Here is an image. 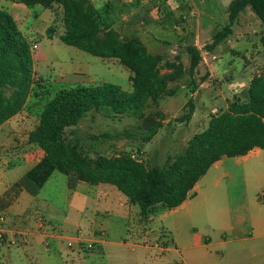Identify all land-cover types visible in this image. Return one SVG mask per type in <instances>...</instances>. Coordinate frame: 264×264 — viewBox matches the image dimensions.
Returning <instances> with one entry per match:
<instances>
[{
    "label": "rangeland",
    "instance_id": "1",
    "mask_svg": "<svg viewBox=\"0 0 264 264\" xmlns=\"http://www.w3.org/2000/svg\"><path fill=\"white\" fill-rule=\"evenodd\" d=\"M91 1L104 12L105 24L117 31L122 39L138 38L150 53L163 57L162 73L172 71L168 64H175L182 67V76L169 85L175 91L173 95L164 98L158 107L146 110L147 115L156 112L163 115V126L151 142L143 141L141 121L137 118L124 116L110 119L95 111L89 113L74 128L81 138V153L86 157L94 159L98 155L129 154L147 168H167L169 158L184 153L189 140L206 130L211 117L225 111L235 96L244 101L252 79L264 75V24L250 10L239 16L233 33L214 52L207 49L215 35L228 25L229 6L233 0ZM0 2V8L14 16L30 45L37 42L39 49L32 55L33 58L40 57L38 62L36 60L33 92L24 110L14 118L20 132L0 129L2 192L27 170L23 164H15L16 161L8 153L19 156L34 152L36 148L25 138L21 141V137H27L36 127L45 105L58 90L77 85L111 83L131 92L132 85L131 73L119 60L101 59L61 41L66 31L63 9L58 4L50 8L39 5L18 8L9 0ZM189 46H195L202 56L194 75L199 83L194 94L190 93L189 85ZM190 99L195 105L191 120L177 122L188 113L189 109L185 106ZM103 133H108L110 138L92 140V136ZM15 134L21 137H15ZM17 138L20 141L15 143ZM262 157H253L258 159V164L245 176L242 174L244 178L238 176L233 183L227 180L221 183V187H227L231 208L242 206L244 217L250 214L245 210L247 202L256 214L262 216L264 213V207L259 206L264 201ZM67 179V176L55 172L37 198L24 194L19 203L7 211L9 217H15L32 203L38 204L41 213L46 214L58 234L63 236L58 247H51L49 253L38 246L35 264H181L180 252L163 251L172 246V216L164 219L162 213L155 210L149 215L154 220L149 222V217L140 216L137 205L128 212L129 205H121L126 201L125 196L112 185H105L108 189L106 196L96 197L92 193L85 204L81 195L71 201ZM80 192L84 194L82 190ZM47 205L55 211L53 216L47 211ZM6 225V218L0 221V229L4 230ZM203 226L195 217L193 221L180 220V235L189 230H201ZM79 233L84 243L80 245L74 241L69 249L70 239ZM144 233L150 235L149 239H142ZM89 237L105 243L88 250ZM23 248L0 246V264H10L9 260L13 264H30V257ZM12 253L18 256L9 258Z\"/></svg>",
    "mask_w": 264,
    "mask_h": 264
},
{
    "label": "trees",
    "instance_id": "2",
    "mask_svg": "<svg viewBox=\"0 0 264 264\" xmlns=\"http://www.w3.org/2000/svg\"><path fill=\"white\" fill-rule=\"evenodd\" d=\"M26 7L63 9L66 33L61 41L101 59H117L131 73L132 91L111 83L98 86L77 85L58 90L47 102L38 124L29 133L27 143L43 154L41 161L19 182L6 198H0V212L9 208L22 190L39 194L55 172L69 178L73 188L78 182L112 185L128 201L140 208L143 218L155 210L159 213L181 206L200 179L222 158L246 156L258 148L264 150V75L254 77L244 101L237 96L228 108L211 117L205 131L189 140L184 153L169 158L167 168L151 167L129 154L98 155L92 159L81 153V138L76 131L80 122L95 111L110 119L124 116L141 121L143 141L151 142L163 126L160 112L146 114L173 95L169 85L181 79L182 67L168 64L172 71L162 73L163 57L150 53L138 40H125L105 24V14L91 0H19ZM250 10L264 24V0H233L229 6V23L207 47L213 52L232 33L239 16ZM190 55V93L199 83L194 75L202 62L195 46ZM34 87V58L31 45L15 18L0 8V127L20 114ZM188 113L177 119L190 121L195 105L190 99ZM108 133L92 136L93 141L109 139Z\"/></svg>",
    "mask_w": 264,
    "mask_h": 264
},
{
    "label": "crops",
    "instance_id": "3",
    "mask_svg": "<svg viewBox=\"0 0 264 264\" xmlns=\"http://www.w3.org/2000/svg\"><path fill=\"white\" fill-rule=\"evenodd\" d=\"M9 2L18 8H24L25 6L19 0H9ZM34 44H37V42H34ZM39 59L40 57L34 56V72L37 71L36 60L38 62ZM74 75L79 76V74ZM15 117L4 123L0 129L7 128L8 131L9 129L17 130L18 124L14 119ZM18 130L17 132H20V130ZM13 132L10 131V133ZM16 136L17 134H15V137ZM17 137H21V135ZM23 138L28 141V136L21 137V141ZM19 141L20 138L14 140L15 143ZM35 148L34 152L21 154L19 156L11 152L8 153L13 157V160L16 161L15 164H23L27 167V170L12 184V186L0 192V198H6V196L11 193L10 190L14 184L19 182L25 174L41 161L43 154L37 147ZM35 156L37 158H35ZM254 156H263L260 164L264 169V150L258 148L252 150L246 156L235 158L224 157L216 162L207 174L200 179L190 192L189 198L181 206L170 211L162 212L161 217L164 219L169 215L174 218L173 229H171L174 238L171 239V245L175 247L173 249L171 246L170 248H165L163 251L180 252L181 264H264V213L262 216L256 214L257 212L255 213L254 208L247 202L245 210L250 214L248 217H244L242 206H237L232 209L229 203L228 191H226L227 187H221V183L225 180L233 183L238 176L244 178L242 174L245 176L247 171L258 164V159L253 158ZM206 178L208 179L206 180ZM105 185L106 184L90 185L85 182H78L73 188H70L69 178L67 179V188L72 195L71 201L76 196L81 195L83 196L82 202H84V204L92 193H95L96 197L101 195L106 196L108 194V189H106ZM81 190L84 194L80 192ZM40 192L36 196H32L27 191L22 190L19 196L13 201L12 205L0 212V214L6 216L7 225L5 226V231L7 232L8 239L15 236L14 234L16 231L25 233L28 239V243L24 245L18 244L16 246H9L6 243H0V246H7L8 249L10 247H24V252L30 257V264H35V261H37L38 246L42 247L45 253H49L51 247H58L63 236L58 234L56 228L52 226V221L46 218V214L44 215L41 213L38 204L32 203L22 214L15 217H9L7 211L12 208L13 205L19 203L24 197V194H29L33 198H37ZM128 202L126 198V201L121 203V205H129L128 212H131L134 205ZM261 203L264 204V201L262 200ZM263 204H259L260 208L264 207ZM47 209L53 216L55 211L50 206H48ZM232 213H234L233 217ZM40 217L49 225V233L47 234L39 232L36 227L37 219ZM194 217L203 223L204 226L200 228L201 230H189L184 235H180V220H184V222L193 221ZM139 219L141 220V217H139ZM153 220L154 217L148 218L149 222ZM149 237V234L144 233L142 239L146 240L149 239ZM87 239L95 245L105 243L103 240H96L90 237ZM44 243H48V246ZM158 249L160 248L158 247ZM95 250L96 249L92 252ZM15 256L18 255L12 253L9 258L13 259ZM9 261L10 264L14 263L11 260Z\"/></svg>",
    "mask_w": 264,
    "mask_h": 264
},
{
    "label": "built area",
    "instance_id": "4",
    "mask_svg": "<svg viewBox=\"0 0 264 264\" xmlns=\"http://www.w3.org/2000/svg\"><path fill=\"white\" fill-rule=\"evenodd\" d=\"M39 49V46L37 44H33L31 46V52H35L36 50ZM6 218L5 215L3 214H0V221H4ZM3 224V223H2ZM36 227L38 229L39 232H42L44 234H47L49 233L48 231V227L49 225L47 224V222L42 218H38L37 219V223H36ZM15 236H13L11 239H8L7 238V232L2 229H0V243L3 244V243H6L8 244L9 246H16L18 244H27L28 243V239H27V235L25 233H22V232H19V233H15L14 234ZM83 236L79 233L76 237L70 239V242L68 243V247L69 249H71L73 247V242L74 241H77L79 242V244H83L84 242H82V238ZM46 246H48V243H44ZM95 247V244L90 242L88 247L86 245V249L90 250V249H93Z\"/></svg>",
    "mask_w": 264,
    "mask_h": 264
}]
</instances>
